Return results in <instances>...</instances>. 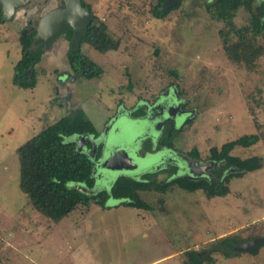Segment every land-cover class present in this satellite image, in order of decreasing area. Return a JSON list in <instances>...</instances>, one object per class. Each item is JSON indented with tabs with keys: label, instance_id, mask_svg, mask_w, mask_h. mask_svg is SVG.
I'll list each match as a JSON object with an SVG mask.
<instances>
[{
	"label": "rangeland",
	"instance_id": "374dc122",
	"mask_svg": "<svg viewBox=\"0 0 264 264\" xmlns=\"http://www.w3.org/2000/svg\"><path fill=\"white\" fill-rule=\"evenodd\" d=\"M213 1L180 0L178 8L156 18L158 0H85L94 13L93 24L104 23L118 48L100 52L83 42L82 52L103 72L93 78L69 76L68 44L60 41L57 52L52 51L55 62L53 53L42 55L33 89L12 83L20 25L0 21L2 264H183L190 249L210 256L203 264H264V246L230 257L212 250L227 236L264 235V31L257 36L251 32V15L261 16L256 6L264 8V0L252 1V13L240 6L231 21L208 12L206 5ZM160 95L174 103L164 118H175V127H182L173 150L186 155L195 147L205 165L211 147L254 133L259 136L255 144L236 146L230 154L259 156L261 168L231 177L225 196L177 186L165 193L141 192L149 210L109 198L105 207L94 201L78 205L54 224L32 208L19 187L16 149L22 143L77 106L101 133L122 109L142 100L152 103ZM178 96L188 110H180ZM141 112L136 109L134 115ZM120 116L122 132L114 127L112 149L134 150L138 157L137 151L142 154L163 136L159 120L139 124L129 115ZM187 118L192 121L184 125ZM146 133L154 139L147 140ZM163 152L148 153L139 174L153 172ZM168 166L156 171L157 181L169 176ZM101 172L95 191L109 189L121 175H134ZM189 172L191 177L209 176L205 167Z\"/></svg>",
	"mask_w": 264,
	"mask_h": 264
},
{
	"label": "trees",
	"instance_id": "16d2710c",
	"mask_svg": "<svg viewBox=\"0 0 264 264\" xmlns=\"http://www.w3.org/2000/svg\"><path fill=\"white\" fill-rule=\"evenodd\" d=\"M163 1L158 0V4L153 9V15L156 18H163L166 15L159 12ZM252 1L215 0L207 4L206 8L216 18L231 21L240 6H245L252 13ZM179 3L170 11L178 8ZM256 8L261 9V16L254 13L251 15V32L254 36L264 31V8L261 6H256ZM67 32L70 37L71 31ZM32 39L31 34L20 36L22 55L14 65L15 72L12 77V83L24 89L35 88L37 84L35 66L43 54L40 46L32 47ZM83 42H87L100 52L116 50L119 42L109 35L104 23L99 25L91 23L80 41V47L72 53L67 52L68 64L74 74L87 78L99 77L103 69L82 52ZM27 48H30L29 52H26ZM28 69L30 73L25 74ZM191 121L192 118H188L184 125ZM181 129V126L176 128L168 122L163 128V136L159 139L158 147L175 149L174 138ZM83 134L97 137L99 132L83 110L78 108L43 127L16 149L21 191L26 195L32 208L54 224H58L78 205L87 207L91 201H94L105 207L109 198L119 199L126 206L149 210L151 206L143 200L140 193L147 191L165 193L172 186L189 192L203 190L209 197L225 196L229 191L226 184L231 177H240L245 172L258 170L262 166V159L259 156L240 158L230 154L236 146L249 147L259 140L257 134H243L222 143L220 147L210 148L208 160L214 162L216 166L210 170L211 176L208 178L173 177L175 167L170 166L167 168L169 176L161 182L156 179V171L144 173L137 178L121 175L115 179L109 189L91 192L96 180L93 174L94 162L87 152L77 150V142L74 139L75 136ZM99 154L100 149L96 157ZM187 155L201 160L195 147L187 152ZM249 238L251 237L239 239L236 236H227L221 239L212 250L220 251L226 257H230L237 253L233 249L234 246ZM222 247H226L227 250ZM186 253L188 259L183 264H203L211 260L209 255L201 256L200 252L193 249ZM0 264H2L1 256Z\"/></svg>",
	"mask_w": 264,
	"mask_h": 264
},
{
	"label": "flooded vegetation",
	"instance_id": "af4514ba",
	"mask_svg": "<svg viewBox=\"0 0 264 264\" xmlns=\"http://www.w3.org/2000/svg\"><path fill=\"white\" fill-rule=\"evenodd\" d=\"M81 1H82V5L89 7L90 11L92 12V9L87 2H85V0H81ZM24 2H25V4L22 7L17 8V10L15 11L13 20L9 21V22H12V21L16 20V22H18V24L20 25L19 36H25L27 34H31L33 37L35 35L36 29L38 28L42 17L44 15H46L48 12H50L54 9H60V8L64 7L62 0H25ZM93 15H94V13H93ZM1 17H2V10L0 8V21H3L1 19ZM94 19H95V16H94ZM3 22H6V21H3ZM91 23H93V21ZM68 30L69 29L63 31L60 34V36L58 37V39L56 40V46H58L59 41L66 40V42L68 44L67 52L69 51L70 38H71V35H70V37H68V32H67ZM71 34H72V32H71ZM38 46H40L42 49H46L43 43L39 44ZM67 52H66V57H67ZM70 70L71 69L69 67V69H67L65 71H67L70 74V75L68 74L69 76H72V75L75 76L76 74H74ZM178 98H179V96H178ZM180 103H181V105L179 108L181 111L188 110L185 108V105L183 104V100L180 99ZM156 104H157V106H155ZM137 105H139V106L137 107ZM173 105H174V103L171 102L169 98L162 97L160 95L152 103H149V102L142 100V101H139L136 104H134L131 109H128V110L122 109L121 111H119V114L115 119L113 118V120H111V121L107 120L105 122L106 126H105L104 130L101 133L99 132L97 137H93L90 135L92 137V140L95 142V145H96V152L94 153L93 157H91L89 154V151L92 150V146L86 140L82 141L80 151L87 152L88 155L93 159V162H94L93 174H94L95 178L96 179L99 177L102 178V172L98 173V170L102 169V168H100L99 163H101L107 157L108 152L112 151V148L109 146V140H110L111 136H113L112 134L114 133V127L118 133L122 132V125H121V123L119 124V122H117L118 118L123 119L122 116H120V115L125 114L126 117H127V115H129L133 120L138 121L139 124L140 123H147L148 121L150 122V124L151 123L153 124L154 122L159 120V123L163 124L162 128H164L168 122H171L175 126L176 125L175 118L174 119H165L164 118L165 117V111L172 108ZM140 108L142 109V112L138 115H134V111H136V109H140ZM162 131H163V129H162ZM160 136H159V138H160ZM144 137L146 139L148 138L147 140H150L151 137H152V139H154L153 136H149L148 133H146V135H144ZM144 137L140 139L141 142L145 141ZM159 138H158V140H159ZM158 140H156L155 142H152L151 148H148V149L143 151V153H145V155H142L143 153L141 154L139 151H137L136 153H139L138 157H137L134 154L135 151L129 149L128 150L129 156L132 158V160L136 164H138V166H137V168H135L134 170H131V171H129V170H120V171L121 172H132V173H134V175H133L134 177L131 175H129V177H133V178L140 177L142 175V174H139L141 162H143L145 160L148 153L157 152L160 150V151H164L162 153L163 157H162V159L159 160L158 165L154 164L153 169H152L153 172L160 170V169L165 170L166 167H164V166L166 164H168L169 165L168 167H170V166L175 167L173 177H175V176H178V177L187 176L189 178L198 179V178H208L211 176L210 170L216 166V164L214 162L208 160V162L205 165H201L200 160H196V159H193L192 157L186 156L187 154L183 155L180 152H176L173 149H169L166 147H158L157 146ZM99 149H100V154L98 157H96V154L98 153ZM200 167H206V171L209 174V176H207V177H191L189 171L195 170V169L198 170ZM102 170L106 171V169H102ZM125 176H128V175H125ZM95 183H96V180H95ZM94 187H95V184H94ZM94 187L92 190H90L91 192L95 191Z\"/></svg>",
	"mask_w": 264,
	"mask_h": 264
},
{
	"label": "water",
	"instance_id": "95a60500",
	"mask_svg": "<svg viewBox=\"0 0 264 264\" xmlns=\"http://www.w3.org/2000/svg\"><path fill=\"white\" fill-rule=\"evenodd\" d=\"M24 1L25 0H0V8L2 10L1 19L6 22L13 20L15 11L25 4ZM178 2H180V0H164L159 8V12L161 14H167ZM62 3L64 5L63 8L54 9L42 17L32 39L33 47L43 43L46 49L50 48L60 34L67 29L72 32L69 52L72 53L80 47V41L86 34L89 24L94 19V15L89 7L82 5L81 0H62ZM29 50L30 48H27L26 52H29ZM28 73H30V69L25 72V74ZM74 139L77 142L78 151L81 150L82 141L86 140L92 146V150L89 151V154L91 157L94 156L96 145L90 135H78L75 136ZM114 139L118 141L116 140L118 138ZM119 141H121L120 137ZM111 142H114V140L110 139L109 143ZM99 166L106 170L131 171L137 168L138 164L132 160L125 148H121L112 149L111 152H108L107 157L99 163ZM79 187L82 188V186ZM262 246H264V235L251 237L246 241L236 244L233 249L234 251L255 253Z\"/></svg>",
	"mask_w": 264,
	"mask_h": 264
},
{
	"label": "crops",
	"instance_id": "0c3cea01",
	"mask_svg": "<svg viewBox=\"0 0 264 264\" xmlns=\"http://www.w3.org/2000/svg\"><path fill=\"white\" fill-rule=\"evenodd\" d=\"M13 22H16V20H14V21H12V22H4V23H13ZM3 24V23H2ZM61 41H63V40H61ZM60 42V41H59ZM55 43V42H54ZM52 44V46L49 48V49H45V51L43 52V54L42 55H45V54H50V55H52L51 53H53V52H57L56 51V49L55 48H57V46H56V43L55 44ZM17 44H18V46H17V50H18V59H17V61L21 58V55H22V49H21V43H20V36H17ZM59 45V44H58ZM61 49H63V48H61ZM53 51V52H52ZM42 55H41V57H42ZM55 54L53 53V55H52V60H54L53 62H55V60H56V57L54 56ZM41 60V59H40ZM16 61V62H17ZM68 61V60H67ZM40 62V61H39ZM39 62L36 64V66H35V68L37 69L38 68V64H39ZM16 64V63H15ZM68 67H69V64H68ZM71 71V70H70ZM13 77V76H12ZM79 77V76H78ZM66 80V79H65ZM16 86V85H15ZM18 87V86H17ZM20 88V87H19ZM76 108H79L78 106L76 107ZM75 109L73 108L72 110H70L68 113H66V114H69V113H71L72 111H74ZM43 128V127H42ZM41 128V129H42ZM40 129V130H41ZM39 130V131H40ZM38 131V132H39ZM36 134V133H35ZM34 134V135H35ZM32 137V136H31ZM30 137V138H31ZM29 139V138H28Z\"/></svg>",
	"mask_w": 264,
	"mask_h": 264
}]
</instances>
